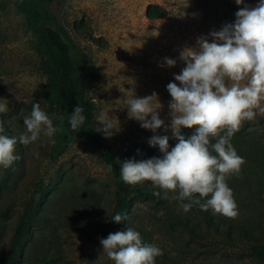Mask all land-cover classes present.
<instances>
[{
	"label": "rangeland",
	"instance_id": "rangeland-1",
	"mask_svg": "<svg viewBox=\"0 0 264 264\" xmlns=\"http://www.w3.org/2000/svg\"><path fill=\"white\" fill-rule=\"evenodd\" d=\"M20 2L0 0V103L8 106L7 112L0 113V124L3 134L18 136L24 131L23 117L34 103H40L57 132L51 138L41 134L28 146L17 143L19 159L8 168L0 167V257L8 250L22 211L32 203L40 219L30 226L25 239V264H34V243L41 255L60 245L62 256L50 264H114L100 244L108 236L110 223L117 231L131 227L145 243L159 247L163 255L156 264H259L251 254L252 243L236 228L247 225L264 236L260 232L264 226V114L245 121L231 140L245 160L240 173L227 180L238 216L218 214L219 230L207 224L198 207L184 212L172 193L157 203L141 190L150 182L129 185L120 174L124 161L162 158L159 146L148 143L153 135L168 136L169 151L178 143L170 128L153 133L130 119L125 100L134 94L156 93L160 118L169 124L167 85L179 84L174 75L185 67L182 50L196 47L200 36L211 42L210 32L234 23L240 8L254 7L259 0L241 5L235 0H55L54 12L91 60L95 75L88 92L95 104L93 126L86 133L63 123L46 73L47 59ZM153 5L165 9V17L149 19L146 10ZM166 57L176 60V65H165ZM152 103L158 106L156 100ZM101 113L108 115L114 127L110 138L97 131ZM122 187L124 197L119 193ZM87 208L96 214L90 216ZM115 213L125 219L112 222ZM230 225L233 232L228 236L222 231Z\"/></svg>",
	"mask_w": 264,
	"mask_h": 264
},
{
	"label": "clouds",
	"instance_id": "clouds-1",
	"mask_svg": "<svg viewBox=\"0 0 264 264\" xmlns=\"http://www.w3.org/2000/svg\"><path fill=\"white\" fill-rule=\"evenodd\" d=\"M235 2L244 4V0ZM235 16L234 23L209 33L211 42L200 36L196 47L182 50L180 59L185 67L174 75L179 84L167 85L171 96L169 124L160 118L156 93L146 97L134 94L125 100L130 119L153 133L162 127L165 132L170 128L178 143L169 151L168 136L153 135L148 143L159 146L162 158L124 161L120 165L123 182H150L154 189L163 191L162 198L167 199L172 193V199L181 202L184 212L196 206L231 219L238 216V205L227 180L238 175L245 163L231 140L245 121L264 114V0L254 7L240 8ZM164 63L174 67L176 60L166 57ZM153 100L158 106L154 107ZM7 111V104L0 103V113ZM83 112L78 103L69 117L72 130L84 124ZM97 120V131L110 138L114 127L108 115L101 113ZM23 126L24 131L18 136H8L0 124V167L8 168L19 159L15 154L17 143L28 146L41 134L51 138L57 132L40 103H34L30 114L23 117ZM182 127H195L196 131L185 138ZM50 142L54 144L55 140ZM153 195L161 198V191H154ZM124 219L119 213L111 217L116 223ZM100 244L114 264H156V258L163 255L159 247L145 243L131 227L110 233Z\"/></svg>",
	"mask_w": 264,
	"mask_h": 264
},
{
	"label": "trees",
	"instance_id": "trees-1",
	"mask_svg": "<svg viewBox=\"0 0 264 264\" xmlns=\"http://www.w3.org/2000/svg\"><path fill=\"white\" fill-rule=\"evenodd\" d=\"M54 1L55 0H21L20 8L26 12L29 20L32 22L34 33L37 35L44 56L47 59L48 68L46 73L55 97L54 103L59 108L63 123L66 126H70V114L79 103L84 108L83 115L85 116V122L77 130L86 133L93 126L95 104L91 98L88 97V92L93 86L95 75L91 70V60L71 38L68 30L60 22L57 14L54 12ZM165 15L166 11L160 5L149 6L146 10V16L149 19H161L165 17ZM195 131V127H183L181 129V135L188 138L193 135ZM125 189L126 188L123 187L120 189V197H124ZM141 190L146 195L151 196H154V191H161V198L154 197L157 203L165 201V199L162 198L164 196L162 190L154 189L149 185H144ZM86 212H88L90 216L96 214L92 208H87ZM201 213L209 226L217 230L220 229L221 219L218 214H213L211 210L201 211ZM38 219H40V215L39 211H37V207H33L32 203H29L21 213L17 228L10 239L8 250L0 257V264H25V261H28V257H25V239L29 233L30 226ZM177 221L192 235L196 234V230L189 226L182 218H177ZM115 232H118L115 229V225L110 223L108 235ZM222 232L231 236L233 232L232 225ZM236 232L252 243V256L259 264H264V236L260 237L259 232H256L254 228L247 225L237 226ZM260 232L264 235V226L260 228ZM141 237L144 240V237ZM33 246L31 258L34 264H50L55 258H59L63 254L58 243H56L54 251L49 252L50 250H46L48 252L44 255H41L38 243H34Z\"/></svg>",
	"mask_w": 264,
	"mask_h": 264
}]
</instances>
